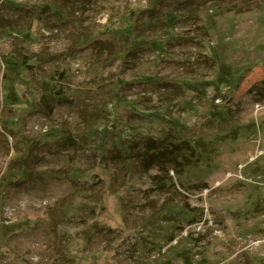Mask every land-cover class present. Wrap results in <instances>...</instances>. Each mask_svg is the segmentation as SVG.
Listing matches in <instances>:
<instances>
[{"label":"rangeland","instance_id":"obj_1","mask_svg":"<svg viewBox=\"0 0 264 264\" xmlns=\"http://www.w3.org/2000/svg\"><path fill=\"white\" fill-rule=\"evenodd\" d=\"M0 264H264V0H0Z\"/></svg>","mask_w":264,"mask_h":264},{"label":"trees","instance_id":"obj_2","mask_svg":"<svg viewBox=\"0 0 264 264\" xmlns=\"http://www.w3.org/2000/svg\"><path fill=\"white\" fill-rule=\"evenodd\" d=\"M160 141L156 138H151V140L148 141V144L145 145L146 150H148L149 154L151 152V158L154 159L158 154H155L156 151L161 150V147L159 145ZM153 153V154H152ZM154 161V160H153ZM149 162V166L147 168H150L152 165V162Z\"/></svg>","mask_w":264,"mask_h":264},{"label":"bare ground","instance_id":"obj_3","mask_svg":"<svg viewBox=\"0 0 264 264\" xmlns=\"http://www.w3.org/2000/svg\"><path fill=\"white\" fill-rule=\"evenodd\" d=\"M229 175H230V174H229ZM229 175H228V176H229Z\"/></svg>","mask_w":264,"mask_h":264}]
</instances>
